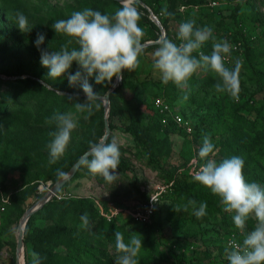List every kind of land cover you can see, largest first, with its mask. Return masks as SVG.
Returning a JSON list of instances; mask_svg holds the SVG:
<instances>
[{"label": "trees", "instance_id": "obj_1", "mask_svg": "<svg viewBox=\"0 0 264 264\" xmlns=\"http://www.w3.org/2000/svg\"><path fill=\"white\" fill-rule=\"evenodd\" d=\"M79 1L85 5L106 6V14H112L122 7V5L113 0ZM172 1H176L179 6L186 8L185 12L171 14L179 24L189 20H195L196 24H200V19L196 18L194 13H192L191 7L203 4L208 5L209 1L216 2L218 0H134V7L140 14L139 21L147 26L150 33L160 34L158 27L149 18L150 14L157 19L162 30L166 31V21L169 20L170 15H163L162 12L166 9L170 13V8L173 5L170 7L169 5ZM138 2L143 6L139 5ZM51 9L52 7L47 0H0V33H3L1 28L3 25L10 28L17 26L15 16L17 12L24 14L29 22L35 21L40 17L50 18ZM238 10V7L234 6L226 16H223L228 18L229 25L227 28H223L222 39L237 45V50L233 54L241 57L245 64L244 71L247 83L257 87V91L262 93L261 99L255 102L250 95L246 97L239 95V99L236 100L224 92V96H227L226 105L228 110L223 116L222 122L214 126L211 123L204 125L205 122H201V125L193 126L192 128L190 126L192 124L185 120L184 112L177 110L179 116L188 123L191 141L197 147L193 146L188 158L180 164L170 166L167 170L160 168L164 175L161 183L172 181V184L159 198L149 223L138 224L125 218L128 224H132L136 228L126 230L122 225H118V222L124 218L105 221L99 215L92 200L57 198L63 194L64 187L78 176L82 163L74 176L58 189L55 196L51 197L31 214L24 225L23 245H29L31 250L39 255L40 264H103L98 249L107 246L115 248V232L123 234L125 243H128L133 235L138 236L143 244L137 257L138 264H155L161 258L159 246L162 243V238L158 217L160 208H162L163 204H166L170 208L181 206V210L184 211L182 206L187 204L189 200H195L197 205L201 202L207 204L206 215L200 218V221L224 229L225 233L221 236L223 245L230 234H234L236 239L242 242L243 236L232 220L233 214L225 210L218 196L211 193L208 188L204 187L196 181L195 177L190 176L188 173V163L198 153L202 146L201 143H203V137L208 135L212 140L216 135L217 128L221 125L227 134V138L215 149L216 155L220 154L222 156L221 160L214 158L218 163L232 156L242 158L244 161L243 173L245 179L249 182H261V186H264V27L261 28L259 35H256L253 32L259 26L256 24V19L254 17H250L248 20L243 17L238 18ZM204 24L207 26L206 23ZM219 26H223V23L217 20L214 22L212 29L217 30ZM42 46L49 51L61 50L59 47L47 43ZM146 49L148 48L144 47V51ZM201 50L205 54H211L212 51L207 46H203ZM193 55L196 54L193 53ZM76 70H80V66L73 61L69 73ZM2 74L7 77L10 76L6 72H2ZM35 78L39 79L37 75H35ZM37 79H32L30 76L13 80L0 79V118L8 115L7 112L9 110L11 112H20L27 116L29 114L27 110L29 103L35 101L37 107L43 110L41 116H39L38 123L48 124L46 121L50 120L54 115L63 114L68 110L75 111V103H84L86 101V97L79 96V94H83L79 83L75 86L66 87L63 90L65 94L61 95L57 93V91H62V88L58 85L45 80V84L50 87V89H46ZM127 80L128 78L123 72V79L119 80L117 86L108 94L106 118L108 128L110 129L109 122L111 119L118 116L127 133L144 150L148 162L152 167H156L154 156L157 153L159 154L158 147L165 141L166 135L175 132V130H184L175 126L170 120L161 123L164 116L152 108L153 99L162 97L173 108L175 105L171 100V94L183 91L189 93L191 97H195L198 93L204 91L205 88L216 91L215 84L219 81V78L212 71H205L201 77L193 75L189 80V88L186 90H181L174 83L169 82L163 85L159 91L155 84L143 81L139 84L140 88L132 98L124 99L118 91L126 86ZM105 84H98L97 88L94 89L98 96H102L110 89L109 85ZM146 95H153L148 104L141 102V97ZM189 103L184 105V107L191 108L193 101ZM93 104L97 107L98 112V122L96 124L98 133L86 134L84 140L87 143L79 150L67 151L55 163L48 164L38 178L44 182L49 181L50 187L61 178L58 175V170L66 173L80 155L87 150L86 146L89 142L99 138V132L103 130V108L98 100H95ZM144 121L146 122L143 123ZM159 134H162V137H159ZM25 138L26 134L22 133L17 138H13V141L21 145ZM45 158L48 157L45 156ZM199 163H202V161ZM199 163L197 159V166H199ZM29 166L12 158H0V169L27 168ZM36 186L37 184L33 183L31 186L25 187L21 191L10 195L7 205H0L4 206L5 209L7 208V211L12 213L15 219H18L23 213L19 205L36 191ZM146 199L147 197H145L144 201ZM100 202L103 205L105 204V202ZM187 211L192 212L191 207ZM84 213L89 215L91 224L90 229L87 230L77 228V224H81L80 217ZM47 221H51L52 225L46 230L39 231L35 228L36 223ZM254 226L255 220L249 219L245 232L253 230ZM199 239L200 235L192 238V240L185 239L182 244L179 243L178 256L176 258L179 264L193 263L191 256L197 252L196 245ZM173 247L174 244L172 242L167 246L168 250ZM58 248H62L63 252H58ZM224 249V246L223 249H220L222 250V256L225 254ZM222 256L220 258L221 264H229L227 258L223 259ZM104 263H107V261H104ZM24 264H27L25 255Z\"/></svg>", "mask_w": 264, "mask_h": 264}, {"label": "rangeland", "instance_id": "obj_2", "mask_svg": "<svg viewBox=\"0 0 264 264\" xmlns=\"http://www.w3.org/2000/svg\"><path fill=\"white\" fill-rule=\"evenodd\" d=\"M47 1L52 7L51 17L48 19L40 17L35 21H29L30 31L21 32L17 26L10 28L3 25L1 27L3 33H0V79L13 80L15 78L20 79L30 76L36 80L35 75H37L39 77L37 81L46 89H50V87L44 81L49 80L52 84L62 88V91H57L58 94H65L63 90L69 86L67 74L60 78L48 77L49 69L42 66L40 50L37 49L34 43L37 35L42 34L44 36L43 44L47 43L57 46L60 49L67 45L69 50H71L77 46L75 44H67L69 37L62 33H56L52 25L60 19L69 18L73 11H80L87 7L106 14L105 9L107 7H97L92 4L85 5L79 0ZM123 3L124 0H121L120 5L123 6ZM139 5L142 4L139 3ZM171 5H173L170 8L172 15L185 12L186 10V8L179 6L176 1H172L169 7ZM234 6L239 9L237 12L238 18L243 17L248 20L250 17H254L256 19V24L259 26L253 32L259 35L261 28L264 27V0H218L214 8L206 4L191 7L192 13H194L196 18L200 19V24H196L195 26L204 27L206 26L204 23H206L207 26L212 28L214 27V22L220 20L223 26H219L217 30H213V35L216 40H223V28H227L229 25L228 18L223 16H226ZM172 15L166 21V31L157 35L150 33L147 26L139 21V26H142L141 28L144 30L142 43L147 44L144 47L148 49L140 56V66L135 71H124V74L128 78L127 84L123 89L118 91L124 99L132 98L140 88L139 84L143 81L155 84L159 91L165 85L160 79L159 72L153 67V53L162 39L166 38L175 43H179L177 35L180 24ZM212 43L213 41L209 40L203 46H207L212 50ZM43 44L40 45V49H45L42 46ZM231 45L233 46V44ZM149 46L153 47L149 48ZM226 58V67L230 70L239 64V95L244 97L250 95L252 100L255 102L259 101L262 93L257 91L255 85L247 83V77L244 71L245 64L241 57L233 54L232 50ZM77 71L82 70H76L69 74H75ZM2 72H6L10 76L7 77ZM204 73V70H198L194 76L201 77ZM115 79L113 77L112 82L105 83L111 88L115 83ZM89 83L92 85L93 90L98 86L94 78H89ZM185 94L188 96L187 100L183 99ZM152 96H142L141 102L148 104ZM226 99L227 96H224V92L218 93L210 88H205L204 91L198 93L195 97H191L189 93L183 91L171 94V100L175 108L184 112L186 116L185 120L192 124L190 125L192 128L193 126L201 125V122H205L204 125L211 123L212 126L220 124L228 110ZM190 101H193L192 107H184V105L190 104ZM96 108L94 105L92 114L88 119L83 118L86 113H77L76 110H68L65 112L72 113L78 117V127L73 131L65 153L70 150H79V148L86 144L87 142L84 140L86 134L98 133V129L96 128L98 112ZM27 110L29 111L27 116L20 112H11L9 110L7 112L8 115L0 118V158H12L20 163L30 165L27 168L0 169V204L7 205L10 195L21 191L27 186H31L33 183L37 184L36 191L19 205L23 213L30 206L38 203L43 194L50 189L49 181L44 182L38 176L49 164L48 159H50V155L47 145L52 140L49 133L55 130L54 125L38 123L39 116H41L43 110L37 107L35 101L29 103ZM109 124V134L105 142L111 143L115 141L120 149V165L116 170L118 174L117 180L111 184L107 183L102 177L93 175L83 164L78 171V176L64 187L63 194L58 196V199H95L105 203H112L120 208L132 207L136 203L143 202L145 197L153 192L155 186L160 184L164 179L163 172L160 171V168L167 170L170 166L180 164L188 158L192 147H197L191 141L190 133L175 130V132L167 134L165 141L158 147L159 154L157 153L154 156L156 167H152L147 160L144 150L127 133L119 117H113ZM22 133L26 134V138L22 144L15 143L13 138H17ZM99 133V138H94L95 140L89 142L86 146L87 150H89L91 143H97L100 140L103 135V130ZM92 136L95 137L94 134ZM159 137H162V134H159ZM226 138L227 134L220 125L216 130V135L211 140L215 149ZM45 156L48 158H45ZM215 157L221 160L222 156L218 154ZM88 159H91V157ZM258 183L261 185V182ZM1 198L2 200L6 199L7 202H2ZM174 209L163 204L158 213L162 243L159 246L161 258L155 264H179L176 259L179 243L182 244L183 240H192V238L198 237L199 235L200 239L196 245L197 252L191 256L193 258L192 264H221L220 258L222 256V250L220 249H223L221 236L225 233L224 229L200 221L190 211L181 210L176 212ZM20 217L15 219L14 215L7 211V208L5 209L4 206L0 205V264H17V256L14 248L16 226ZM51 225V221L39 222L36 223L35 228L43 231ZM118 225H122L126 230L136 228L132 224H128L125 218L122 221L120 220ZM77 228L82 229L81 224H77ZM171 242L174 244V247L168 250L167 246ZM98 250L103 264H116L118 253L114 247L107 246ZM57 251L62 253L63 249L58 248ZM32 253L33 251L29 245H23V254L26 256L27 264H33ZM104 261H107V263H104Z\"/></svg>", "mask_w": 264, "mask_h": 264}, {"label": "clouds", "instance_id": "obj_3", "mask_svg": "<svg viewBox=\"0 0 264 264\" xmlns=\"http://www.w3.org/2000/svg\"><path fill=\"white\" fill-rule=\"evenodd\" d=\"M163 15H171L165 9ZM16 25L21 32L30 31L27 17L17 12ZM140 14L134 7V0H124L123 6L112 14H102L91 8L73 11L69 18L56 21L52 27L56 33L69 37L67 44H75L71 50L67 45L60 51L40 49L44 36L37 35L35 46L40 50L41 64L49 69L48 77L60 78L67 74L69 86L77 83L86 97L84 103H75L77 113H86L84 119L91 116L98 93L94 92L89 78L96 84L112 82L113 77L123 79V72L135 71L140 66V56L144 52L142 40L144 30L139 26ZM195 20L183 22L178 27L175 43L162 39L153 53V67L160 74L164 84L174 83L179 89L189 88V80L198 70L214 72L219 81L215 84L217 92L228 93L233 99H239L240 81L239 64L232 70L225 66V59L232 51L227 40H216L210 26L196 27ZM212 40L211 54H205L203 45ZM195 53L196 55H193ZM75 61L82 71L69 74ZM62 94V93H61ZM63 95V94H62ZM187 94L183 99L187 100ZM46 123L55 126L49 135L51 142L47 145L50 155L49 163H55L65 153L71 135L78 127V117L72 113L56 114ZM199 168L195 179L211 193L221 199L225 210L232 213L235 227L243 236L242 242L235 238L228 242L224 252L229 264H264V186L245 179L244 161L238 156L225 158L219 163L215 146L210 137L205 135L198 151ZM88 156L82 163L93 175H98L107 183H114L120 165V149L113 141L91 143ZM61 177L66 173L59 172ZM191 207L192 214L200 219L206 215L207 204L189 200L183 205L184 211ZM181 211V206L174 209ZM249 219L255 220L254 229L245 232ZM81 227L90 229L89 215L80 217ZM115 249L118 253L116 264H138L137 257L143 246L142 240L133 235L125 243L121 232H115ZM33 264H40L39 255L32 253Z\"/></svg>", "mask_w": 264, "mask_h": 264}, {"label": "built area", "instance_id": "obj_4", "mask_svg": "<svg viewBox=\"0 0 264 264\" xmlns=\"http://www.w3.org/2000/svg\"><path fill=\"white\" fill-rule=\"evenodd\" d=\"M209 6H215L216 2L209 1ZM153 18L157 21V19L151 15L150 18ZM233 52L237 50V46H232ZM225 62H227V58L225 59ZM152 108L156 110L159 114L163 115L164 118L162 119L161 123H165L167 120H170L175 126L178 128L183 129L186 133L190 132V127L186 121H184L181 116L177 113V109L175 107H170L169 104L162 98L157 97L154 98L152 101ZM198 153H196V156H194L188 163V173L190 176L195 177V173L198 170L199 166H197V159H198ZM172 181L168 183H160L155 186L153 192L149 195H147L146 201L136 203L132 205V207L128 208H120L112 203H105L104 205L95 199H91L99 213V215L105 220L110 221L112 219L117 218H127L130 221L138 224H146L149 223L151 216L153 214V211L157 207V203L159 201V198L163 193H165L169 186H171ZM1 201L6 203L7 200ZM233 238L236 239L234 234H230L227 236V238L224 241V248L228 245V242L232 240ZM237 240V239H236ZM238 241V240H237ZM239 242V241H238ZM223 259H226V255L224 254Z\"/></svg>", "mask_w": 264, "mask_h": 264}, {"label": "water", "instance_id": "obj_5", "mask_svg": "<svg viewBox=\"0 0 264 264\" xmlns=\"http://www.w3.org/2000/svg\"><path fill=\"white\" fill-rule=\"evenodd\" d=\"M113 1L118 2L119 4L121 3V0H113ZM150 16H151V14H150ZM151 20L158 27L160 34H162L163 30L159 26L158 21H156L152 17H151ZM143 45H147V44H143ZM118 82H119V80L115 79V83L112 85V87L110 89H108V91L105 93V95L104 96H98L97 100L101 103L102 108H103V114H104L103 115V135L101 136V138L98 142H100V141L105 142V140L109 134V128H108L107 119H106L107 118V111H108V94L112 89H114L117 86ZM79 96L85 97L84 94H79ZM88 152H89V150H87L83 154H81L80 157L76 160V162L68 169V171L66 172L67 175L64 177H61L54 185H52L50 187V189L43 194V196L40 198L38 203L30 206L23 213V215L20 217L18 224L16 226L15 248H14L15 254L17 256V264H24L22 235H23V228H24V225H25L27 219L29 218V216L31 214H33L36 210H38L51 197L55 196L58 189L74 176L76 170L82 164V160L85 157H87V158L89 157Z\"/></svg>", "mask_w": 264, "mask_h": 264}]
</instances>
